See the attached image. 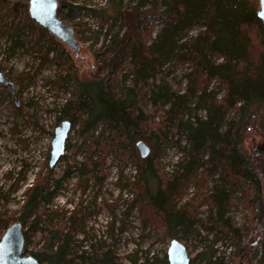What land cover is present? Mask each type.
Returning a JSON list of instances; mask_svg holds the SVG:
<instances>
[{"label": "rangeland", "instance_id": "obj_1", "mask_svg": "<svg viewBox=\"0 0 264 264\" xmlns=\"http://www.w3.org/2000/svg\"><path fill=\"white\" fill-rule=\"evenodd\" d=\"M137 2L57 0V15L73 30L79 45L74 53L46 29L36 26L26 29L28 0H0V72L14 85L12 95L10 87L0 83V225L21 222L23 231H27L24 254L40 250L51 230L60 227L69 228L67 258L72 264H101L104 252H109L111 264H167L166 250L171 236L155 221L146 201L141 210L135 193L131 192L140 182L134 177L139 173L130 159V146L123 139H111L103 122L86 128L79 119L71 122L60 111L82 84L103 79L117 93L130 84L128 60L116 56L108 43L116 34L124 33L128 25L118 18L108 21L104 14L112 13L114 6L124 12ZM68 4L81 9H71ZM160 27L150 16L137 25L149 41ZM202 30L192 26L184 39ZM250 36L255 56L260 46ZM192 71L190 63L167 62L156 83L164 80L172 90L182 94L191 86ZM205 81L207 91L216 93L215 100L220 102L225 92L223 85L215 78L208 80L203 76L197 80L202 83L199 89ZM138 103L153 126L163 121L166 107L153 104L143 95ZM194 105L195 99L190 106ZM194 108L191 113L204 121L206 111L199 106ZM65 119L71 122L65 151L50 168L53 131ZM258 119L252 117L242 134L241 146L253 163H259L264 156V131L259 128ZM137 140L148 145L153 170L160 179L180 174V167L189 160L191 145L184 134L172 132L169 139H154L145 130L133 143L138 159L142 160L134 145ZM207 155L204 147L199 156L205 160ZM132 158L135 159L134 155ZM140 163L146 167V160ZM42 178L50 191L48 203L40 206L36 216L20 220L28 190ZM215 178L217 174L199 167L176 194L174 202L187 207L189 214L200 220L184 235L178 230L176 238L187 248L190 264H203L209 256L215 264H255L253 253L259 249L256 242L260 239L256 233L259 207L254 194L241 185L221 211L240 228L239 236L232 238L214 224L218 214L210 195ZM155 187L154 183L149 185L151 192ZM4 230L0 226V237Z\"/></svg>", "mask_w": 264, "mask_h": 264}, {"label": "trees", "instance_id": "obj_2", "mask_svg": "<svg viewBox=\"0 0 264 264\" xmlns=\"http://www.w3.org/2000/svg\"><path fill=\"white\" fill-rule=\"evenodd\" d=\"M257 9V0H138L134 7L124 12L114 6L112 13L104 16L108 21L122 19L128 26L125 25L124 33L116 34L108 43L113 53L117 52L116 56L128 60L132 75L130 84H125L119 93L110 89L103 79L92 81L90 85L82 84L60 111L71 122L79 119L86 128L97 121L103 122L111 139H123L130 146V159L139 173L134 177L140 182L131 192L135 193L141 210L146 201L150 214L171 238H176L178 230L184 235L200 221L189 214L187 207L174 202L176 194L197 168L205 167L207 172L217 174L210 195L218 214L214 224L232 238L239 236L240 228L221 211L227 206L229 196L241 185L246 190L251 189L259 207L256 233L260 239L256 242L259 249L254 251L253 259L255 264H264V156L259 163H253L241 146L242 134L252 117H259V128L264 131V25L256 15ZM145 16L155 19L161 26L150 41L145 39V31L137 28ZM34 26L42 28L29 17L26 29L32 30ZM192 26L203 30L184 39ZM250 34L260 46L255 56L251 52ZM218 59L221 60L217 62ZM171 61L191 64V86L182 94L172 90L164 80L156 83L157 75ZM203 76L208 80L215 78L223 85L225 92L220 102L215 100L216 93L207 91L206 81L199 89L202 83L197 80ZM140 95L147 96L153 104L166 107L164 119L158 125L153 126L146 119L138 103ZM194 99V107L206 111L204 121L191 113L195 109L190 106ZM145 130L154 139H169L172 132L186 136L191 145L189 160L180 167V174L160 179L153 170L150 155L138 159L133 143ZM204 147L208 150L205 160L199 156ZM143 159L146 160L144 168L140 163ZM42 179L28 190L20 220L36 216L40 206L48 203L50 191L44 184L46 179ZM151 183L156 186L154 192L149 189ZM0 226L6 228L8 225ZM51 231L41 249L30 251L29 255L44 264H72L67 258L69 228ZM23 234L25 253L27 231ZM110 260L109 252H104L100 258L101 264H111ZM203 264L215 262L209 256Z\"/></svg>", "mask_w": 264, "mask_h": 264}, {"label": "water", "instance_id": "obj_3", "mask_svg": "<svg viewBox=\"0 0 264 264\" xmlns=\"http://www.w3.org/2000/svg\"><path fill=\"white\" fill-rule=\"evenodd\" d=\"M57 0H28L29 17L40 27L46 29L55 38L68 46L74 53L79 50L73 30L64 24L57 15ZM258 19L264 25V0H258L256 11ZM0 83L10 87L14 94V85L0 72ZM15 103L18 104L16 98ZM71 128L69 120H63L53 131L50 143L48 167H53L65 151V142ZM135 148L140 158L149 155V147L143 140L135 142ZM24 234L20 221L7 226L0 237V264H44L32 255L23 253ZM167 264H190L189 255L185 245L177 238H171L166 250Z\"/></svg>", "mask_w": 264, "mask_h": 264}]
</instances>
